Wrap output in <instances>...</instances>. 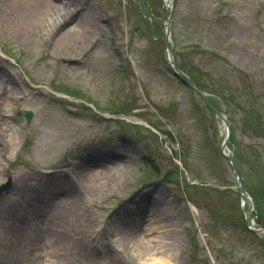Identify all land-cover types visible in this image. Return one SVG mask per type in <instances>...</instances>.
Listing matches in <instances>:
<instances>
[{
  "label": "rangeland",
  "instance_id": "374dc122",
  "mask_svg": "<svg viewBox=\"0 0 264 264\" xmlns=\"http://www.w3.org/2000/svg\"><path fill=\"white\" fill-rule=\"evenodd\" d=\"M51 3L57 35L0 0L1 264H264V0Z\"/></svg>",
  "mask_w": 264,
  "mask_h": 264
},
{
  "label": "bare ground",
  "instance_id": "6f19581e",
  "mask_svg": "<svg viewBox=\"0 0 264 264\" xmlns=\"http://www.w3.org/2000/svg\"><path fill=\"white\" fill-rule=\"evenodd\" d=\"M27 7L25 8L27 12V14L30 16V19L28 21V23L30 24V26L32 27H38V28H44V30H47L48 33H52L53 35H57L58 32H60L62 30V23L66 22V14L64 13V11H66L67 8H65L64 5H55L53 3H51V0H27ZM90 12L88 14L85 15V17H83V19L80 21V23H78L77 27L74 28L73 31H71L70 33H67L66 35V39L72 38L75 35H79V34H84L85 32H88L89 29L91 28V23L93 22L92 19H95L97 15L96 11L92 8H90ZM29 18V17H28ZM27 22V20H26ZM13 26H10L12 32L13 30H15L16 33L18 34H22L23 31V24L20 25V22L14 21ZM85 25V28L83 29ZM7 87H5L2 83H0V94H4L7 93ZM5 104V102H4ZM36 193H38V191L36 190ZM39 194V193H38ZM42 194V193H41ZM44 195H42L43 197ZM245 196V195H244ZM245 201V200H243ZM8 222H11L12 219H10L9 217L7 218ZM7 222V223H8ZM22 223V222H21ZM9 224V223H8ZM10 235V237L12 236L13 239H10V244L7 245V250L11 251L13 253L15 252H19L21 250V248L23 249L22 245L25 241V237L30 238L29 235ZM36 239L35 237L32 238L31 236V242ZM45 238H42V240H44ZM174 240V238H173ZM137 247V245H136ZM155 249L158 250L162 249L160 247H158L157 245L154 246ZM37 253V252H36ZM85 254H88L86 252H83ZM155 257V256H152ZM155 258H152V262L151 264H159L158 261H154ZM2 261V260H1ZM2 262H0L1 264ZM160 263L162 264H169L168 260H163Z\"/></svg>",
  "mask_w": 264,
  "mask_h": 264
},
{
  "label": "water",
  "instance_id": "95a60500",
  "mask_svg": "<svg viewBox=\"0 0 264 264\" xmlns=\"http://www.w3.org/2000/svg\"><path fill=\"white\" fill-rule=\"evenodd\" d=\"M171 23H172V18H170L169 21H168V23H167V30H166V33H167V34H166V46H167L168 54L173 56L172 67L174 68V70H175L176 73H178V74H180L181 76H183V77L187 80V82H188V83H189L194 89H196V91H198L199 94H200L201 96H203L207 102H209V100H208V98L205 96V94H204L199 88H197V86H196V85L190 80V78H189L186 74H184V73H183V72L177 67V65H176V63H175L174 52H173V50H172V48H171V44H170V41H169V36H170V31H171ZM209 103H210V102H209ZM215 111H216V114H217L221 119L224 120V116H223L220 112H218L216 109H215ZM31 116H32L31 113H27V119H28V120L31 118ZM229 138H230V130H229V132H228V135H227L226 139L224 140L223 147H222V153H223L224 157H226V158L228 159V161L230 162V164H231V166H232V168H233V170H234V173H235L236 177H239V171H238L236 165L234 164L233 159H232L230 156H228V155L224 152V150H225L226 147H227V143H228V141H229ZM6 188H8V185H2V186L0 187V194H1ZM238 191L241 193V195L244 194V192L242 191V189L240 188V186L238 187ZM261 231H262V230H259L258 232H261Z\"/></svg>",
  "mask_w": 264,
  "mask_h": 264
},
{
  "label": "trees",
  "instance_id": "16d2710c",
  "mask_svg": "<svg viewBox=\"0 0 264 264\" xmlns=\"http://www.w3.org/2000/svg\"><path fill=\"white\" fill-rule=\"evenodd\" d=\"M233 70H235V69H233ZM190 75V78L192 79V81L202 90V91H205V92H209V88L207 87V86H205L201 81H199V80H197L195 77H193V75H191V74H189ZM176 76H178L179 77V79L182 81V82H184L187 86H188V83L186 82V80L185 79H183L181 76H179V75H176ZM229 92H233V90L232 89H230V91ZM231 138H232V135H231ZM261 216V218L263 219V216L262 215H260Z\"/></svg>",
  "mask_w": 264,
  "mask_h": 264
}]
</instances>
